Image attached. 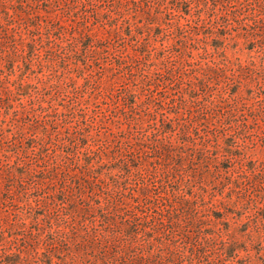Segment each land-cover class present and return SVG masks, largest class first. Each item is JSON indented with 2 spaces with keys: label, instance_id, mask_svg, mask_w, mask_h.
Instances as JSON below:
<instances>
[{
  "label": "rangeland",
  "instance_id": "obj_1",
  "mask_svg": "<svg viewBox=\"0 0 264 264\" xmlns=\"http://www.w3.org/2000/svg\"><path fill=\"white\" fill-rule=\"evenodd\" d=\"M0 264H264V0H0Z\"/></svg>",
  "mask_w": 264,
  "mask_h": 264
},
{
  "label": "trees",
  "instance_id": "obj_2",
  "mask_svg": "<svg viewBox=\"0 0 264 264\" xmlns=\"http://www.w3.org/2000/svg\"><path fill=\"white\" fill-rule=\"evenodd\" d=\"M181 10L183 13H187V8H183V6H180ZM148 18L151 20L152 19V16L150 15V13H148ZM156 32L159 31V26H156L155 28ZM216 47L218 46V43H215ZM230 144L226 143V146L224 147L226 149L227 152L231 151V149L229 148ZM232 248V247H230ZM226 253H229V247L228 249L226 248L225 250Z\"/></svg>",
  "mask_w": 264,
  "mask_h": 264
}]
</instances>
